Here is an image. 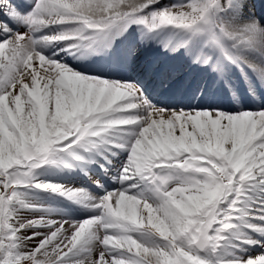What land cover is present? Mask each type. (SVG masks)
Masks as SVG:
<instances>
[{"label": "snow or ice", "instance_id": "snow-or-ice-1", "mask_svg": "<svg viewBox=\"0 0 264 264\" xmlns=\"http://www.w3.org/2000/svg\"><path fill=\"white\" fill-rule=\"evenodd\" d=\"M0 264H264V0H0Z\"/></svg>", "mask_w": 264, "mask_h": 264}, {"label": "bare ground", "instance_id": "bare-ground-1", "mask_svg": "<svg viewBox=\"0 0 264 264\" xmlns=\"http://www.w3.org/2000/svg\"><path fill=\"white\" fill-rule=\"evenodd\" d=\"M221 102H223V100ZM60 206L63 207V205H60Z\"/></svg>", "mask_w": 264, "mask_h": 264}]
</instances>
